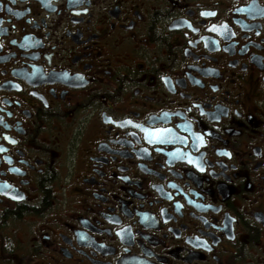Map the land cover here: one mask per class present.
Listing matches in <instances>:
<instances>
[{
  "label": "flooded vegetation",
  "instance_id": "flooded-vegetation-1",
  "mask_svg": "<svg viewBox=\"0 0 264 264\" xmlns=\"http://www.w3.org/2000/svg\"><path fill=\"white\" fill-rule=\"evenodd\" d=\"M0 264H264V0H0Z\"/></svg>",
  "mask_w": 264,
  "mask_h": 264
},
{
  "label": "snow or ice",
  "instance_id": "snow-or-ice-1",
  "mask_svg": "<svg viewBox=\"0 0 264 264\" xmlns=\"http://www.w3.org/2000/svg\"><path fill=\"white\" fill-rule=\"evenodd\" d=\"M208 13H202V15H207ZM155 131H157V132H159V131H165L164 129H159V130H155Z\"/></svg>",
  "mask_w": 264,
  "mask_h": 264
}]
</instances>
